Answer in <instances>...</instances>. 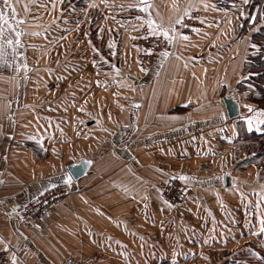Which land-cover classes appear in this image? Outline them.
Returning a JSON list of instances; mask_svg holds the SVG:
<instances>
[{
  "label": "crops",
  "instance_id": "1",
  "mask_svg": "<svg viewBox=\"0 0 264 264\" xmlns=\"http://www.w3.org/2000/svg\"><path fill=\"white\" fill-rule=\"evenodd\" d=\"M238 4L0 0V249L10 248L18 264H60L68 256L87 264H164L160 251L179 234L182 264L206 261L194 257L199 249L219 252L213 264L239 261L245 243L246 259L264 250V228H248L252 239L240 242L237 212L223 211L236 201L241 177L261 188L264 212V175L253 164L239 169L234 152L239 128L264 125L247 92L236 89L250 47L249 34L239 32L246 5ZM192 9L203 12V26L183 36L179 21ZM142 25L167 42L143 74L132 46ZM80 67L89 72L87 91L130 89L113 121L78 99ZM63 68L70 83L50 88ZM226 95L240 106L237 122L227 118ZM80 160L88 168L73 179L67 168ZM167 178L193 188L184 207L163 202L159 184ZM60 185L69 194L44 219L20 217L27 201Z\"/></svg>",
  "mask_w": 264,
  "mask_h": 264
},
{
  "label": "rangeland",
  "instance_id": "2",
  "mask_svg": "<svg viewBox=\"0 0 264 264\" xmlns=\"http://www.w3.org/2000/svg\"><path fill=\"white\" fill-rule=\"evenodd\" d=\"M249 1H251V0L241 1L238 5H244L245 6L246 3L249 4ZM82 14L84 15L85 11H83ZM131 14H134V12H132ZM115 16H116V14H115ZM185 16H183V18ZM245 17L247 18L248 15H244V18L242 20H240V23L244 19L246 20ZM183 18H181V20ZM204 18L205 17H204V14H203V17H201L202 26H203ZM181 20L179 21V25H180ZM246 23H247V21H245V24ZM202 26H201V28H202ZM143 27H149L151 30H153L152 27H150L149 25L139 26L137 28V30H136L137 31V35L133 38V42L137 38L140 29L143 28ZM65 39H66V36L62 38V42H64ZM133 42H132V46H133ZM64 44H65V42H64ZM75 44H76V41H75ZM64 49H65V47H63V50ZM82 66H84V65L82 64ZM64 71H65V73H64L65 75L63 74L62 80L58 79V76H60V75L53 76L55 80H51L50 81V83H52L51 84L52 86L50 88L55 89V85L57 87L58 84L64 86V85H66L65 81H68L70 83V80H71L70 68H68V70H66V68H63V72ZM78 72H79V78L81 79V82H80V85H79V95H77L78 99L79 100H82V99L88 100L89 101V108L93 104L96 107V109L98 110V113H99L100 116H104L105 118L110 116V118L113 121V118L119 113V110L124 108V107H120V106H121L123 100H127L126 95L128 94V96H129V93L131 92L130 89L126 88V87H123V88H121V87L114 88L113 87V88H111V90L109 88H104V90H103V88H99V85H98V87H96L94 89V92L90 91V90L87 91L85 89L86 88V83L91 81L89 79V77H90L89 74H88L89 72H87L86 70L81 69V67L78 70ZM66 76H68V79L66 78ZM109 76H110L109 74L106 75L105 82H106V80H108ZM116 76H118V75H116ZM133 76H137V75L133 74ZM87 80H89V81H87ZM46 81H45V83H46ZM100 82H102V80ZM68 85H70V84H68ZM80 88H83L84 92H81ZM53 94H55V91H53ZM248 95L250 96L249 93H248ZM92 96H94V98ZM261 104H264V103H255V104H251V105H252L253 108H255L256 110H258L259 112H261L264 115V112L260 111L258 109V106L261 105ZM261 127H258V129L261 130ZM263 129H264V125H263ZM239 130H240V128H239ZM238 136H239V131H238ZM226 143H224V144H226ZM234 152L236 153V158H237L236 160L237 161L246 160V158H247L246 151L243 152L241 147H240V145L236 146ZM262 164H264V159L262 161ZM248 166H252V164H250V165L240 164L239 165V167H240L239 169H244V168H246ZM255 167H257V166H255ZM237 180H239V181H238V189H237L238 191H236L238 194L235 197L236 201L226 202L225 205H223V211H230L231 208L235 209V211L237 212V214H236V216H237L236 224H237V227H238V228H236L237 229L236 233H237V235L240 238L239 239L240 242L242 241V239H244L245 242L247 240H248L247 242H249L252 238L246 237V230H248V228H250L252 230H255V231H258L260 228H262V229L264 228V212L262 211L263 204L261 203L262 202L261 201V199H262L261 198V194H259L261 192V188H258L257 190H256V187L255 188H248L246 186V184L243 185V183L241 182V181H246L245 179L243 180L241 177H237ZM239 182H240V184H239ZM51 189H53V188H51ZM48 190H50V189H48ZM251 195H255L256 197L253 198ZM258 196H260V197H258ZM256 201H259L260 203L255 205ZM55 207H53L50 210V212ZM170 207L172 209H177V208H182L184 206L175 207V208L172 207V206H170ZM217 208L218 207L216 205V209ZM214 211L217 212V210H214ZM50 212H49V214H50ZM234 215H235V213H234ZM224 221L230 223V219H223V222ZM197 224L201 227V225L199 223H197ZM186 226H187V223H186ZM243 233H244V238H242V234ZM262 235L263 234L261 232L259 234V237H262ZM181 236L182 235L178 234L177 237H174L172 239V241L170 242V244L165 247V248H167L166 250L160 251L159 259H162V258L168 259V261H166L164 264H182V263H184L185 259H183L182 255L180 253L181 246H183V243H181L183 238ZM253 241L254 242H259L257 239L252 240V242ZM245 244H247V245L244 247V250L245 249L248 250L249 249L248 243H245ZM261 244H263V243H261ZM159 249H160V247H159ZM244 250L243 251H239L237 253L238 257H240V256H244V257H240L239 261H237L236 259L233 260V264H238V263H240V264H250V263L251 264H264V250H258L257 248H255L254 252L257 254V257H253V258L249 257L247 259H246V257H247L246 253H244L247 250H245V251ZM249 251H251V250H249ZM195 253L197 254L196 256H194L195 258L200 259V260H202L204 258V259H206V261L209 262V264H213V262H218V261H215V256L216 255L218 256V254H219V252H217V251H213V250L212 251H204V250H200L199 249V250H195ZM221 256H223V255L221 254ZM67 260L74 261L75 259H73L72 257L68 256V257L64 258L63 260H61L60 264H63V262H65ZM169 260H173V261H169ZM203 261L204 260L200 261L201 263H195V264H206V261H204V262ZM81 263L82 264H87V263H83V262H81Z\"/></svg>",
  "mask_w": 264,
  "mask_h": 264
},
{
  "label": "built area",
  "instance_id": "3",
  "mask_svg": "<svg viewBox=\"0 0 264 264\" xmlns=\"http://www.w3.org/2000/svg\"><path fill=\"white\" fill-rule=\"evenodd\" d=\"M203 12L192 9L180 22V30L183 36H188L192 32L201 29ZM136 49L137 70L145 73L154 64L158 56L167 48L165 38L159 33L151 30L149 27L140 29L137 38L133 42ZM260 111L264 112V104L258 106ZM160 196L163 202L172 207L185 206L193 194V188L183 185L180 181L173 178H167L159 184ZM69 189L61 185L47 190L27 201L20 210V217L32 221L44 219L50 210L59 204L67 195ZM15 254L10 248L0 249V264H18ZM63 264H82L78 261L67 260Z\"/></svg>",
  "mask_w": 264,
  "mask_h": 264
},
{
  "label": "trees",
  "instance_id": "4",
  "mask_svg": "<svg viewBox=\"0 0 264 264\" xmlns=\"http://www.w3.org/2000/svg\"><path fill=\"white\" fill-rule=\"evenodd\" d=\"M241 1L244 0H213L221 9H229ZM244 15L248 17L241 22L239 32L240 35L249 34L250 47L242 66L243 78L236 85V89L238 92L250 94L248 99L250 104L264 103V0H251L249 4L246 3ZM245 21H247L246 24ZM237 145H240L242 151H246L247 154L246 160L240 164H253L264 175L263 125L261 130L256 129L250 132L240 128Z\"/></svg>",
  "mask_w": 264,
  "mask_h": 264
},
{
  "label": "water",
  "instance_id": "5",
  "mask_svg": "<svg viewBox=\"0 0 264 264\" xmlns=\"http://www.w3.org/2000/svg\"><path fill=\"white\" fill-rule=\"evenodd\" d=\"M137 1L140 4H146L150 2V0H137ZM130 80L137 83L141 82L134 77H130ZM144 80H146V78ZM222 101L225 107L227 118L230 121L237 122L239 119L243 118V116L241 115L240 106L233 99V97H229V96L227 97L226 95ZM87 168H88V162L84 160H80L77 164L69 166L67 168V171L73 179H78L84 175ZM229 182H230V177L226 175L224 178V183L226 187L230 186Z\"/></svg>",
  "mask_w": 264,
  "mask_h": 264
},
{
  "label": "snow or ice",
  "instance_id": "6",
  "mask_svg": "<svg viewBox=\"0 0 264 264\" xmlns=\"http://www.w3.org/2000/svg\"><path fill=\"white\" fill-rule=\"evenodd\" d=\"M148 7H151V5H148ZM3 18V13H0V19ZM165 35H167V32H164ZM181 179H186L185 177H181Z\"/></svg>",
  "mask_w": 264,
  "mask_h": 264
}]
</instances>
